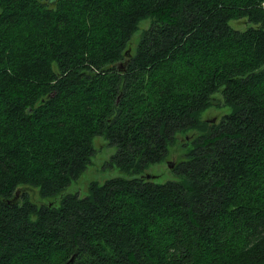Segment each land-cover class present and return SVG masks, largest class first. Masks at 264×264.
<instances>
[{
  "label": "trees",
  "instance_id": "16d2710c",
  "mask_svg": "<svg viewBox=\"0 0 264 264\" xmlns=\"http://www.w3.org/2000/svg\"><path fill=\"white\" fill-rule=\"evenodd\" d=\"M188 129L181 180H92L58 205L25 190H63L97 134L137 172ZM71 256L264 264V0H0V264Z\"/></svg>",
  "mask_w": 264,
  "mask_h": 264
},
{
  "label": "rangeland",
  "instance_id": "374dc122",
  "mask_svg": "<svg viewBox=\"0 0 264 264\" xmlns=\"http://www.w3.org/2000/svg\"><path fill=\"white\" fill-rule=\"evenodd\" d=\"M149 22L150 18L140 21L139 28L134 32L129 46H131V42L133 43V46L137 44L142 29L145 28ZM230 24L237 28H244L247 23L244 18H241L230 20ZM230 110V106L211 105L200 113V118L218 121L223 113L229 112ZM196 134V130L192 129L178 132L174 141L169 144L168 152L163 160L148 163L147 166L141 168L137 172H127L122 170L115 161L112 160V155L116 151V145L110 143L104 134H97L92 139L95 151L90 156V161L87 163L86 168L77 178L72 179L63 190L55 196L44 198L40 197L38 190H25L28 192L30 198L35 200L36 203L46 202L52 205H58L60 197L66 193H77L79 196L88 194V184L92 180L101 183L105 179L113 176H146L158 182H163L168 179L181 180L183 175L174 172L170 164L173 165L179 160L185 158V151L191 146L189 140Z\"/></svg>",
  "mask_w": 264,
  "mask_h": 264
},
{
  "label": "water",
  "instance_id": "95a60500",
  "mask_svg": "<svg viewBox=\"0 0 264 264\" xmlns=\"http://www.w3.org/2000/svg\"><path fill=\"white\" fill-rule=\"evenodd\" d=\"M129 49H130V47L127 48L125 54H126V53H129ZM170 166H171V164H170ZM18 194H19V191H16V192H15V196H14L11 200L13 201V200L16 198V195H18ZM72 260H73V256H71V257L68 259V263H66V264H69L70 262H72Z\"/></svg>",
  "mask_w": 264,
  "mask_h": 264
}]
</instances>
